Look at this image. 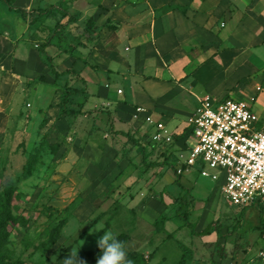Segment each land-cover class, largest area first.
<instances>
[{"label": "rangeland", "instance_id": "rangeland-1", "mask_svg": "<svg viewBox=\"0 0 264 264\" xmlns=\"http://www.w3.org/2000/svg\"><path fill=\"white\" fill-rule=\"evenodd\" d=\"M48 1L51 6L69 2L77 7L91 2ZM99 16L95 14L98 21ZM30 17H21L0 1V193L8 196L11 205L6 238L0 243V264H65L75 253L78 262L96 264L85 251L98 247L103 231L126 235L123 245L132 264H177L184 247L191 250L185 264H209L213 259L222 263L217 256L221 243L230 264H264L259 258L264 249L260 207H246L239 223L240 212L221 192V180L213 182L196 169L179 178L188 189L186 213L194 229L216 221L223 238L214 226L207 235H192L175 217L176 208L168 204L181 194V186L171 180L167 166H147L162 160L163 148L152 147L142 163L141 146L118 132L141 135L144 143L147 137L142 135L144 123L128 119L137 102L130 87L111 78L107 92H99L100 68L87 62L89 48L72 54L58 53L55 46L47 49L59 69H77L79 62L88 66L79 71L86 76L85 85L74 76L69 78V84L86 90L68 104L79 112L67 115L61 110L63 89L38 51L48 34L38 27L54 26L59 16L44 15L33 24ZM262 42H242L237 51L242 62L214 76L210 90L203 88L204 94L251 104L259 126L264 124V44L253 49L259 56L257 67L245 51ZM208 67L199 69L202 75ZM148 84L160 104L168 102L175 109L177 119L187 112L174 124L179 131L192 114L194 99L176 95L167 82ZM60 221L57 239L48 244Z\"/></svg>", "mask_w": 264, "mask_h": 264}, {"label": "crops", "instance_id": "crops-1", "mask_svg": "<svg viewBox=\"0 0 264 264\" xmlns=\"http://www.w3.org/2000/svg\"><path fill=\"white\" fill-rule=\"evenodd\" d=\"M15 2L24 9L51 6L48 0ZM68 5L82 18L91 16L99 29V40L89 48L91 51L87 58V62L100 68L101 76L97 79L100 82L99 92H107L106 85H110L111 78L121 79L131 88L132 97L137 99L127 113L130 121L141 122L142 116L137 119L132 117L135 107L140 105L179 136L187 119L179 131L174 130V124L187 112H182L177 119L175 109L168 102L160 104L158 97L151 94L149 81L167 82L176 95L193 98L194 111L198 99L205 95L203 88L210 90L213 86L211 81L214 76L238 61L242 62L238 46L242 42L253 43L256 39H264V0H91L90 4L81 7ZM95 14H99L101 20H96ZM262 44L264 42L245 51L256 67L259 66V56L253 49ZM85 64L79 62L77 70L82 73L88 67ZM205 66H209L208 73L202 75V69H199ZM106 72L109 77L104 75ZM122 89L123 94L124 87ZM185 104L190 105L188 102ZM173 176L170 175L171 180L175 178ZM179 183L184 187L182 182ZM234 209L241 213L238 207L234 206ZM218 231V236L223 238ZM211 261L209 264H212ZM215 263L231 262L222 258V263Z\"/></svg>", "mask_w": 264, "mask_h": 264}, {"label": "built area", "instance_id": "built-area-1", "mask_svg": "<svg viewBox=\"0 0 264 264\" xmlns=\"http://www.w3.org/2000/svg\"><path fill=\"white\" fill-rule=\"evenodd\" d=\"M140 116L148 141L173 144L170 158L176 175L196 169L213 182L221 180L220 190L231 205L264 207V124L259 126L251 104L205 94L178 140L162 120L138 105L132 117ZM259 258L264 263V249Z\"/></svg>", "mask_w": 264, "mask_h": 264}, {"label": "trees", "instance_id": "trees-1", "mask_svg": "<svg viewBox=\"0 0 264 264\" xmlns=\"http://www.w3.org/2000/svg\"><path fill=\"white\" fill-rule=\"evenodd\" d=\"M1 3L6 6L8 9L17 12L20 14L21 17L26 18L30 16L29 23L33 24L34 22L38 21L39 18L42 16H59L57 17L54 26L48 25H40L38 29L40 31L48 32L45 40L40 43L38 46V51L41 56L46 59L48 63L49 70L54 77L55 83L62 87L63 91L61 93L60 99V106L61 110L67 115H74L77 114L79 111L72 110L68 108V104L71 101V98L75 95L84 94L86 92L85 87L77 88L71 84H69V78L74 76L75 80L79 81L82 84H86V79L81 75V73L74 67H68L65 69H59L57 64L54 62V55L49 54L48 48L50 46H55L58 53H66L72 54L74 51L78 50L79 48H91L94 46L99 40V29L95 26L93 22V18L91 16L82 18L81 14L78 11H74L69 8L67 3H58L56 5H52L47 8H33V9H24L18 5H15L16 0H0ZM115 133L117 131H114ZM119 133L127 136L129 139L133 140V142L141 146V162L145 163L147 156L149 155L152 147L155 145L152 144L150 141L145 139V143L142 141V136L137 135L136 133H129L124 131H118ZM181 136L174 135V140H178ZM173 144L160 146L163 148L162 160L161 161H154L147 163V166H159L165 165L168 169L172 170V174L174 172V163L170 158L171 148ZM175 179L172 181L174 183H179L180 175H176L174 172ZM181 186V194L178 197H175L173 201L168 204L170 208L175 209V217H178L182 220V225L188 227L190 233L192 235L203 236L210 233L213 226L218 230V222H210L204 229L197 232L194 230L193 224L189 221L187 213H186V206H187V193L188 189ZM10 200L8 196L5 194L0 193V243L6 238V231L5 226L7 222L11 219V208H10ZM177 206V207H176ZM246 207L241 208L240 219L239 223L242 219V215L244 209ZM260 222L262 228H264V207H260ZM63 222L60 221L58 225L53 228V236L48 241V244L53 243L57 237L59 230ZM219 232V231H218ZM123 244L126 240V235L120 234L116 236ZM41 243L39 246H42ZM217 256L220 258L226 257V250L224 245H218L217 247ZM101 254V250L99 247L93 250L85 251V255L87 258L92 261L96 262L99 255ZM135 256V255H132ZM191 259V250L184 247L183 253L181 258L179 259L177 264H185L186 260ZM212 264H216L215 261H211Z\"/></svg>", "mask_w": 264, "mask_h": 264}, {"label": "clouds", "instance_id": "clouds-1", "mask_svg": "<svg viewBox=\"0 0 264 264\" xmlns=\"http://www.w3.org/2000/svg\"><path fill=\"white\" fill-rule=\"evenodd\" d=\"M103 233L102 237L97 240V246L101 250V254L96 264H132V261L127 258L123 243L112 232L103 231ZM65 264H84V262H78L75 253L74 257L65 259Z\"/></svg>", "mask_w": 264, "mask_h": 264}]
</instances>
